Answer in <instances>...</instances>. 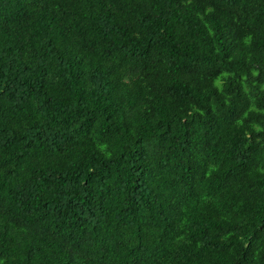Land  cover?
<instances>
[{"label":"trees","instance_id":"obj_1","mask_svg":"<svg viewBox=\"0 0 264 264\" xmlns=\"http://www.w3.org/2000/svg\"><path fill=\"white\" fill-rule=\"evenodd\" d=\"M0 264H264V0H0Z\"/></svg>","mask_w":264,"mask_h":264}]
</instances>
